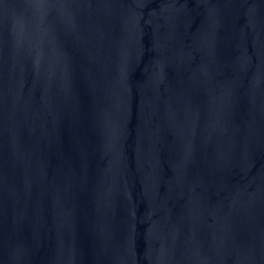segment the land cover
Masks as SVG:
<instances>
[{"label": "water", "instance_id": "obj_1", "mask_svg": "<svg viewBox=\"0 0 264 264\" xmlns=\"http://www.w3.org/2000/svg\"><path fill=\"white\" fill-rule=\"evenodd\" d=\"M0 264H264V0H0Z\"/></svg>", "mask_w": 264, "mask_h": 264}]
</instances>
